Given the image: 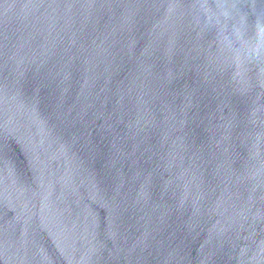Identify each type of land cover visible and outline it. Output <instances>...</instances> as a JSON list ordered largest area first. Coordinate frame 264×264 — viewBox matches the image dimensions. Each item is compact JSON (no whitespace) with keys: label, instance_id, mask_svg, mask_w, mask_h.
<instances>
[{"label":"water","instance_id":"95a60500","mask_svg":"<svg viewBox=\"0 0 264 264\" xmlns=\"http://www.w3.org/2000/svg\"><path fill=\"white\" fill-rule=\"evenodd\" d=\"M0 264H264V0H0Z\"/></svg>","mask_w":264,"mask_h":264}]
</instances>
